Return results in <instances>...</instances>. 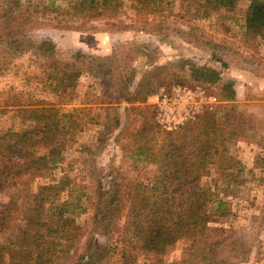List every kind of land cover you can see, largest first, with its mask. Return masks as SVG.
Returning a JSON list of instances; mask_svg holds the SVG:
<instances>
[{"label": "trees", "instance_id": "obj_1", "mask_svg": "<svg viewBox=\"0 0 264 264\" xmlns=\"http://www.w3.org/2000/svg\"><path fill=\"white\" fill-rule=\"evenodd\" d=\"M119 1L75 0L67 14L81 23H74L71 30L101 32L94 23L102 19L116 31L137 29L117 21ZM244 1H249L248 33L264 38V0H205V7L208 12L231 13ZM33 13L32 6L25 7L22 0H0V74L10 70L19 56L31 53L49 61L52 82L38 88L51 101L26 104L15 93L0 106V115L13 110L19 119L18 128L0 133V187L9 194L7 205L0 210V264H137L140 256L147 255L157 257L152 264H158L169 247L182 242L188 245L181 253L182 261L171 264L246 262L257 228L244 232L232 224L236 215L225 200L234 192L231 183L221 188L203 182L213 169L225 174L234 166L228 145L236 131L229 116L220 123L215 114L205 112L197 121L165 133L161 144L158 137H149L153 127L145 124L125 149L133 146L138 158L156 164L157 176L150 183L119 181L120 171L115 175L110 166L106 174L110 181L98 179L93 193L68 173L32 190V182L63 161L64 150L75 140L81 126L80 110L66 113L61 104L84 73L105 80L109 91L130 104L145 101L155 91L154 82H163L155 81L153 72L140 71L141 82L131 93L138 74L133 64L122 67V61L112 62V56L87 55L81 50L61 58L51 39L34 33L43 23L35 21ZM130 47L134 60L146 52L144 45ZM192 72L207 84L220 80L212 69ZM224 91L226 99L233 101L232 82L224 85ZM105 110L115 115L104 124L106 134H114L112 141L119 143L126 133L118 108ZM137 110L135 106L125 109ZM40 148H47L48 154L40 155ZM84 214L89 216L87 227L78 223ZM260 219L264 220V214Z\"/></svg>", "mask_w": 264, "mask_h": 264}, {"label": "rangeland", "instance_id": "obj_2", "mask_svg": "<svg viewBox=\"0 0 264 264\" xmlns=\"http://www.w3.org/2000/svg\"><path fill=\"white\" fill-rule=\"evenodd\" d=\"M22 1L25 7L32 6L34 20L43 23L34 33L41 39H51L61 58H69L70 53L81 50L87 55L112 56V62L122 61V67L126 63L133 64L138 74L131 93L141 82L140 71L153 72L155 81H163L154 82L155 91L145 101L130 104L109 91L105 80L84 73L61 104L66 113L80 110L77 115L81 126L75 140L64 150L63 161L32 182V190L68 173L85 185L88 193H93L98 179L104 183L110 181L111 177L106 176L110 166L116 170L115 175L120 171L119 181L124 178L129 182H152L157 176L156 164L144 157L138 158L133 146L126 151L127 143L134 141V135L147 124L153 127L149 137H158L161 144L168 131L155 121L157 97L175 85L202 87L207 95L216 96L220 101L211 113L220 123L229 116L236 131L228 145L233 168L227 169L225 174L213 169L203 182L206 186L218 184L221 188L232 184L234 192L229 197L220 195L231 204L236 215L232 224L244 232L257 228L252 253L241 264H264V224L261 225L264 220H257L264 214V38L254 37L246 29L249 1L241 2L238 10L230 13L208 12L205 0H120L117 21L137 29L116 31L106 27L102 19L94 23L102 29L98 33L71 30L74 23H81L67 14L75 0ZM130 44L144 45V56L134 60ZM131 59L134 62L129 64ZM195 68L215 70L220 80L213 84L198 80L192 72ZM50 72L49 61L37 59L31 53L19 56L10 70L0 74V106L15 93H19L26 104L35 100L51 101L50 97L38 93V88L52 84L48 78ZM228 82L233 83L235 90L233 101L225 97L224 85ZM133 106L138 110L125 111ZM108 107L118 108L122 130L126 133L119 143L112 141L114 134H106L104 124L108 118L115 117L113 112L105 110ZM18 127L19 119L13 110L0 115L1 134ZM48 152L47 148L38 150L40 155ZM226 174L235 177H226ZM8 201L9 194L0 187V210ZM88 220L89 216L84 214L78 218V223L87 227ZM187 247L185 242L169 247L167 253L159 257L158 264L182 261L181 253ZM155 260L157 257L151 255L140 256L137 264H152Z\"/></svg>", "mask_w": 264, "mask_h": 264}, {"label": "built area", "instance_id": "obj_3", "mask_svg": "<svg viewBox=\"0 0 264 264\" xmlns=\"http://www.w3.org/2000/svg\"><path fill=\"white\" fill-rule=\"evenodd\" d=\"M220 103L202 87L175 85L157 97L156 123L168 132L197 121L205 112H214Z\"/></svg>", "mask_w": 264, "mask_h": 264}]
</instances>
